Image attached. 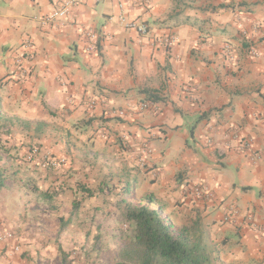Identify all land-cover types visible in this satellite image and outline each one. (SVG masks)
Wrapping results in <instances>:
<instances>
[{
	"label": "crops",
	"instance_id": "crops-1",
	"mask_svg": "<svg viewBox=\"0 0 264 264\" xmlns=\"http://www.w3.org/2000/svg\"><path fill=\"white\" fill-rule=\"evenodd\" d=\"M57 1L0 0V230L14 235L0 253L47 241L46 223L56 233L74 204L90 216L73 211L72 239L119 249L126 197L202 247L205 264H264V0H124L144 35L118 21L115 0L42 25ZM165 35L172 46L152 44Z\"/></svg>",
	"mask_w": 264,
	"mask_h": 264
},
{
	"label": "trees",
	"instance_id": "trees-1",
	"mask_svg": "<svg viewBox=\"0 0 264 264\" xmlns=\"http://www.w3.org/2000/svg\"><path fill=\"white\" fill-rule=\"evenodd\" d=\"M4 185L0 168V188ZM125 196L129 191L125 190ZM125 220L132 227L118 249L115 264H205V250L182 234H176L157 209L147 205L136 206L126 197L119 200ZM74 205L72 211L76 210ZM60 229L69 223L59 218ZM59 264H70L68 253L58 245Z\"/></svg>",
	"mask_w": 264,
	"mask_h": 264
},
{
	"label": "rangeland",
	"instance_id": "rangeland-1",
	"mask_svg": "<svg viewBox=\"0 0 264 264\" xmlns=\"http://www.w3.org/2000/svg\"><path fill=\"white\" fill-rule=\"evenodd\" d=\"M74 211H76L77 215L81 214L82 216L84 215L86 217L90 216V213H84L83 211H80L79 207ZM72 213L70 214V216H63V220L68 221L69 218V221L72 220ZM46 225V232L49 234V236H51L47 241L35 240L32 244L31 250H25L23 252H21L20 250L11 255H8L7 253L6 255L0 253V264H9V257L17 258L14 264H59L60 255L58 252V245H60L62 249L68 253V258L71 260L70 264H115L116 256L118 253L117 249L120 245L118 244V242H116L117 244L115 243L116 246L115 244L110 242V244H108V248L112 246L113 249L112 251H109L108 249H104V243L98 241L73 240L72 237L75 238V235H78L80 231L70 223L65 224V226L61 228V230H59V224V228L56 233L54 225H50V221H48ZM85 227H90V231L88 232L90 236L95 234H91V231H95L93 230V226L90 225ZM82 229H84V226H81V230ZM94 246H99L98 250L103 251L101 253H95L94 249L91 250V252H88L89 248H92ZM85 247L88 251L82 252V249ZM115 248L117 249L115 250Z\"/></svg>",
	"mask_w": 264,
	"mask_h": 264
},
{
	"label": "built area",
	"instance_id": "built-area-1",
	"mask_svg": "<svg viewBox=\"0 0 264 264\" xmlns=\"http://www.w3.org/2000/svg\"><path fill=\"white\" fill-rule=\"evenodd\" d=\"M85 0H58L54 6V8L47 14H44L42 16H40L39 20L40 23L42 25H48L50 23H52L54 20L58 19V18H67L70 17L71 11L72 9L76 6L79 5L81 3H83ZM137 3L139 4H146L147 0H136ZM115 5L118 8L119 12H118V21L125 27L128 29H132L137 31L139 34H147L148 32V26L143 23L140 22L136 19H128L125 13V9H124V0H115ZM152 44L156 45L159 44L161 46L164 47H170L174 44V37L172 35H165L164 37H160L156 40H154V42H152ZM22 48L24 50V54L25 55H30L32 53V43L30 42L29 39L24 40L23 44H22ZM224 50L229 53V46L225 45L224 46ZM19 72L21 73H25V70L23 68L19 69ZM94 104V100H91L90 102V107H92ZM152 104L148 101H143L140 103L139 107L141 110L143 109H147L148 107H150ZM210 140H208L209 143ZM242 146L244 148H248L250 146V143L248 141H245L244 143H242ZM38 152V148L34 147L30 150V156L36 154ZM149 150H147V148H143V153L144 154H148ZM62 160V159H61ZM49 162H51L54 166H56L57 164L60 163L59 160H49ZM138 164L140 166H144L146 163V156H142L140 158H138ZM193 190L194 192H196L197 194H203L208 196L210 191L202 186H197V185H193ZM223 221L225 222H232L235 223L234 220V213H230V214H225L222 218ZM247 222H251V217H248ZM261 231L264 232V229H261ZM13 233L9 230H0V244H5L7 243L9 240H11L13 238ZM20 247L16 244L11 248V251H9L8 255H11L13 253H16L19 250Z\"/></svg>",
	"mask_w": 264,
	"mask_h": 264
}]
</instances>
